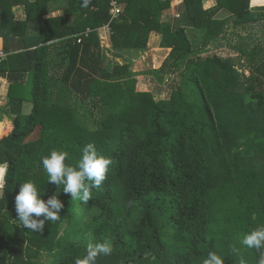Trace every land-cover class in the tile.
<instances>
[{
    "label": "trees",
    "instance_id": "16d2710c",
    "mask_svg": "<svg viewBox=\"0 0 264 264\" xmlns=\"http://www.w3.org/2000/svg\"><path fill=\"white\" fill-rule=\"evenodd\" d=\"M111 1L0 0V78L13 115L0 134V264H75L103 242L114 251L96 264H202L212 251L224 264H258L241 241L264 226V38L195 50L227 38L230 26L264 25V5L115 0L113 16ZM174 2L182 18L172 27L160 15ZM152 32L168 49L152 71L171 75L166 97L128 63L109 66L102 50L106 36L114 49L145 50ZM88 143L113 161L92 199L72 200L61 186L60 219L43 232L24 228L20 185L34 182L47 202L57 186L42 158L65 150L76 166Z\"/></svg>",
    "mask_w": 264,
    "mask_h": 264
},
{
    "label": "clouds",
    "instance_id": "9594fccd",
    "mask_svg": "<svg viewBox=\"0 0 264 264\" xmlns=\"http://www.w3.org/2000/svg\"><path fill=\"white\" fill-rule=\"evenodd\" d=\"M91 0H83L82 7L87 8ZM69 153L65 150L54 149L50 155L42 158V164L49 179L48 182L57 186V194L50 197L47 202L40 198V193L34 182L28 181L20 185L15 196V211L18 220L24 228L33 232H43L45 221L56 222L64 208L63 203L57 198L63 186L65 195H70L72 200H79L87 204L92 199V189L100 188L107 179L109 166L113 163L111 158L99 155L94 144L88 143L82 148V157L76 166L66 161ZM8 169L0 167V198H3ZM43 217V219H39ZM241 243L255 249L260 253L258 264H264V226L258 227L246 234ZM114 248L111 242L89 244L87 253L82 258L77 257L75 264H96L101 255L109 256ZM231 251L239 255V249L232 246ZM202 264H224L223 258L215 251L209 252ZM240 264H245L243 258Z\"/></svg>",
    "mask_w": 264,
    "mask_h": 264
},
{
    "label": "rangeland",
    "instance_id": "374dc122",
    "mask_svg": "<svg viewBox=\"0 0 264 264\" xmlns=\"http://www.w3.org/2000/svg\"><path fill=\"white\" fill-rule=\"evenodd\" d=\"M253 4H258V0H253ZM261 2V1H260ZM176 2L172 3L175 4ZM214 3V0H207L205 2L206 8L211 7ZM170 9V8H169ZM165 15L161 18L162 21L170 22L172 27H175L177 21H179L182 16L176 18L178 16L177 12L175 15L171 10L164 11ZM226 13L220 11L216 17L225 16ZM188 32V31H187ZM191 33V32H189ZM151 34V33H150ZM149 34V42L147 45V49L145 50H134V49H114L109 45L108 37L102 40V50L105 54V63L111 66L113 63H128L130 65V69L132 74H137L139 76H143V85L146 88H152L155 84L160 83L162 85V96H167V92L169 91L168 82L166 81L167 77L171 75H163L162 81H160L159 76H154L152 73L153 70H157L161 65V62L164 58V54H166L164 49L160 46V35L153 37V35ZM199 34V33H198ZM197 34V36H199ZM102 35H104L102 33ZM264 38V25L263 22H258L256 24H248L245 26H230V32L227 38H221L217 40H213V42L209 43L207 47H203V49L196 48V54L205 53L211 50H215L219 47L229 46L235 44L239 41L248 42V47L254 45L256 40L260 41ZM194 41L199 40V38L193 39ZM201 43V42H200ZM200 43L198 45H200ZM183 64V61H180L179 66ZM142 77V78H143ZM174 78L171 77V79ZM170 79V80H171ZM166 81V82H165ZM31 84L29 85L28 95L30 96ZM30 104V103H29ZM36 136V135H35ZM33 136V137H35Z\"/></svg>",
    "mask_w": 264,
    "mask_h": 264
},
{
    "label": "crops",
    "instance_id": "0c3cea01",
    "mask_svg": "<svg viewBox=\"0 0 264 264\" xmlns=\"http://www.w3.org/2000/svg\"><path fill=\"white\" fill-rule=\"evenodd\" d=\"M257 5L258 6L264 5V0H258ZM176 8H177L176 4H172L170 9H166V11L171 10L173 12V14L175 15V12H177ZM15 12H16V14H15L16 18H22L24 16L22 14L21 8L15 9L14 13ZM163 12L160 15V19L162 17H164V15H165ZM177 14H178V16L176 18H178L180 16L178 12H177ZM151 34L153 35V37L158 36V33H155V32H152ZM0 42H1V40H0ZM160 49H164L166 54H167L168 49H166V48H160ZM166 54H164V57ZM7 83L8 82L5 78H0V134L3 133L5 128L8 125L12 124V121H13V115L11 114L10 109L7 105L8 104V98L6 96ZM0 167H3V166L0 165Z\"/></svg>",
    "mask_w": 264,
    "mask_h": 264
},
{
    "label": "built area",
    "instance_id": "2783aa9c",
    "mask_svg": "<svg viewBox=\"0 0 264 264\" xmlns=\"http://www.w3.org/2000/svg\"><path fill=\"white\" fill-rule=\"evenodd\" d=\"M111 9H110V13L113 15V16H116L118 13H119V8L117 6V3L115 0H112L111 1ZM103 29L108 31L109 30V26L108 25H104L103 26ZM5 54L2 52V50L0 49V58L1 57H4Z\"/></svg>",
    "mask_w": 264,
    "mask_h": 264
}]
</instances>
